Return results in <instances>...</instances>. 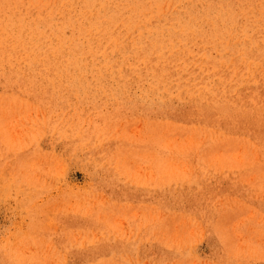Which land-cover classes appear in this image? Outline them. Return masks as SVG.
I'll list each match as a JSON object with an SVG mask.
<instances>
[{
  "label": "rangeland",
  "instance_id": "rangeland-1",
  "mask_svg": "<svg viewBox=\"0 0 264 264\" xmlns=\"http://www.w3.org/2000/svg\"><path fill=\"white\" fill-rule=\"evenodd\" d=\"M17 1L0 264H264V0Z\"/></svg>",
  "mask_w": 264,
  "mask_h": 264
},
{
  "label": "bare ground",
  "instance_id": "bare-ground-1",
  "mask_svg": "<svg viewBox=\"0 0 264 264\" xmlns=\"http://www.w3.org/2000/svg\"><path fill=\"white\" fill-rule=\"evenodd\" d=\"M18 1L21 2L20 0H18ZM18 1H17V2H18ZM22 1H23V0H22ZM39 1H40V0H39ZM39 1H38V2H39ZM48 1H50V0H48ZM54 1H55V0H54ZM91 1H92V0H91ZM91 1H90V2H91ZM17 2H16V3H17ZM19 2H18V3H19ZM24 2H25V1H24ZM26 2H27V1H26ZM28 2H29V1H28ZM28 2H27V4H29ZM65 2H66V1H65ZM68 2H69V1H68ZM88 2H89V1H88ZM16 3L14 2V4H16ZM33 3H35V2H33ZM39 3H40V2H39ZM44 3H46V2H44ZM52 3H53V2H52ZM19 4H20V3H19ZM24 4H25V3H24ZM62 4H63V3H62ZM90 4H91V3H90ZM30 5H31V4H30ZM34 5H35V4H34ZM38 5H39V4H38ZM42 5H44V7H46V6H45L46 4H42ZM63 5H64V4H63ZM15 6H17V5H15ZM54 6H55V5H54ZM60 6H62V5H60ZM64 6H65V5H64ZM35 7H36V9H37V7H39V6H35ZM41 7H42V6H41ZM41 7H40L39 9H41ZM47 7H48V6H47ZM55 7H56V6H55ZM65 7H66V6H65ZM93 7H94V6H93ZM101 7H102V6H101ZM42 8H43V7H42ZM48 8H49V7H48ZM30 9H31V8H30ZM51 9H52V8H51ZM54 9H56V8H54ZM57 9H58V7H57ZM64 9H65V8H64ZM31 10H32V9H31ZM31 10H30V11H31ZM45 10H46V9H45ZM99 10H100V8H99ZM39 11H40V10H39ZM86 11L88 12V10H86ZM43 12H44V11H43ZM36 13H39V12H36ZM40 13H41V12H40ZM40 13H39L38 15H40ZM54 13H57V12H54ZM59 13H60V12H59ZM61 13H63V12H61ZM102 13H103V12H102ZM44 14H45V13H44ZM71 14H72V13H71ZM89 14H90V13H89ZM89 14H88V15H89ZM53 15H54V14H53ZM56 15H57V14H56ZM79 15H80V14H79ZM88 15H87V16H88ZM54 16H55V15H54ZM66 16H68V15H66ZM80 16H81V15H80ZM41 17H42V16H41ZM43 17H44V16H43ZM55 17H57V16H55ZM50 18H51V16H50ZM62 18H63V17H62ZM81 18H82V17H81ZM23 19H24V18H23ZM57 19H58V17H57ZM85 19H86V17H85ZM19 20H20V19H19ZM48 20H49V19H48ZM48 20H47V21H48ZM22 21H23V20H22ZM54 21H55V20H54ZM75 22H76V20H75ZM19 23H20V22H19ZM73 23H74V22H73ZM74 24H75V23H74ZM1 25H2V24H1ZM1 25H0V26H1ZM20 25H22V24H20ZM55 25H56V24H55ZM61 25H62V24H61ZM17 26H18V25H17ZM24 26H25V25H24ZM24 26H23V27H24ZM19 27H20V26H19ZM56 27H57V26H56ZM56 27H55V28H56ZM58 27H59V25H58ZM62 27H64V26H62ZM71 27H72V25H71ZM99 27H100V26H99ZM4 28L6 29V26H5ZM18 29H19V28H18ZM24 29H25V28H24ZM60 29H61V28H60ZM93 29H94V28H93ZM95 29H96V28H95ZM55 30H56V29H55ZM0 31L2 32V30H0ZM57 32H59V31L57 30ZM63 34H64V33H63ZM59 35H61V34L59 33ZM55 36H56V35H55ZM55 36H54V38H55ZM7 38H8V37H7ZM56 39H57V38H56ZM12 40H13V38H12ZM55 41H56V40H55ZM10 42H11V41H10ZM58 42H60V41H58ZM58 42H57V43H58ZM11 44H12V43H11ZM5 47H6V45H5ZM7 47H8V45H7ZM10 47H11V46H10ZM13 48H14V47H13ZM4 49H5V48H4ZM11 49H12V47H11ZM24 49H25V48H24ZM15 50H16V49H15ZM26 50H27V49H26ZM52 50H53V49H52ZM54 50H55V49H54ZM54 50H53V51H54ZM58 50H59V49H58ZM64 50H66V49H64ZM64 50H63V51H64ZM67 50H68V49H67ZM67 50H66V51H67ZM5 51H6V50H5ZM13 51H14V49L11 50V52H13ZM21 51H22V50H21ZM23 51H24V50H23ZM56 51H57V50H56ZM56 51H55V52H56ZM66 51H64V52H66ZM68 51H69V50H68ZM25 52H26V51H25ZM25 52H24V53H25ZM9 53H10V52H9ZM20 53H21V52H20ZM27 53H28V51H27ZM56 53H58V51H57ZM7 54H8V53H7ZM10 54H11V53H10ZM25 54H26V53H25ZM59 54H60V53H59ZM65 54H66V53H65ZM67 54H68V53H67ZM8 55H9V54H8ZM8 55H7V56H8ZM11 55H12V54H11ZM21 55H22V54H20V56H21ZM26 55H27V54H26ZM28 55L30 56V54H28ZM53 55H54V54H53ZM69 55H70V53H69ZM261 55H262V54H261ZM2 56H4V55H2ZM7 56H6V57H7ZM20 56H19V57H20ZM23 56H24V55H23ZM23 56H22V57H23ZM58 56H59V55H58ZM259 56H260V55H259ZM22 57H21V58H22ZM26 57H27V56H26ZM263 57H264V56H263ZM11 58H12V57H11ZM21 58H20V59H21ZM24 58H25V57H24ZM32 58H33V57H32ZM32 58H31V60H32ZM55 58H57V57H55ZM8 59H9V56H8V58H7L6 60H5V58H4L3 61H4V60H5V61H8ZM15 59H16V58H15ZM28 59H29V62H30V58H28ZM33 59H34V58H33ZM53 59H54V58H53ZM180 59H181V58H180ZM182 59H183V57H182ZM182 59H181V60H182ZM22 60H23V58H22ZM50 60H51V59H50ZM60 60H61V59H60ZM63 60H64V59H63ZM0 61H2V60H0ZM9 61H10V63H12L11 59H10ZM13 61H14V60H13ZM24 61H25V60H24ZM51 61H52V60H51ZM55 61H56V60H55ZM64 61H65V60H64ZM73 61H76V60H73ZM53 62H54V61H53ZM58 62H59V61H58ZM252 62H253V61H252ZM257 62H259V61H257ZM63 63H65V62H63ZM243 63H245V62H243ZM263 63H264V62H263ZM52 64H53V63H52ZM57 64H59V63H57ZM60 64H61V63H60ZM1 65H4V64H1ZM25 65H26V64H25ZM30 65H31V64H28V66H30ZM54 65H55V64H54ZM54 65H53V66H54ZM61 65H62V64H61ZM67 65H68V64H67ZM75 65H76V62H75ZM77 65H78V64H77ZM241 65H243V64L241 63ZM8 66H9V65H8ZM22 66H23V65H22ZM50 66H51V65H50ZM53 66H52V67H53ZM68 66H69V65H68ZM68 66H67V67H68ZM249 66H250V65H249ZM2 67H4V66H2ZM6 67H7V66H6ZM10 67H11V66H10ZM80 67H81V65H80ZM106 67H109V66H106ZM237 67H238V66H237ZM239 67H240V66H239ZM250 67H251V66H250ZM13 68H14V67H13ZM16 68H17V67H16ZM16 68H15V70H17ZM20 68H21V67H20ZM30 68H31V67H30ZM32 68H33V66H32ZM54 68H55V67H54ZM56 68H57V65H56ZM56 68H55V69H56ZM58 68H59V67H58ZM60 68H61V67H60ZM259 68H260V67H259ZM9 69H10V68H8V70H9ZM21 69H22V68H21ZM48 69H49V68H48ZM61 69H62V68H61ZM100 69H104V68H100ZM250 69H251V68H250ZM56 70H57V69H56ZM80 70H82V69H80ZM181 70H182V69H181ZM29 71H30V70H29ZM31 71H32V70H31ZM61 71H62V70H61ZM64 71H65V70H64ZM11 72H12V70H11ZM22 72H23V71H22ZM55 72H56V71H55ZM58 72H59V71H58ZM65 72H66V71H65ZM178 72H179V71H178ZM186 72H187V71H186ZM190 72H191V71H190ZM30 73H31V72H30ZM12 74H13V73H12ZM22 74H23V73H22ZM60 74H61V73H60ZM66 74H67V73H66ZM24 75H28V73H27V74H24ZM24 75H23V76H24ZM33 75H34V74H33ZM16 76H17V74H16ZM29 76H30V74H29ZM31 76H32V75H31ZM31 76H30V77H31ZM156 77H157V76H156ZM176 77H177V76H176ZM191 77H192V76H191ZM188 78H189V77H188ZM34 79H35V78H34ZM32 80H33V79H32ZM42 80H44V79H42ZM171 80H172V79H171ZM217 89L219 90V88H217ZM254 123H255V122H254ZM254 123H253V124H254ZM253 126H254V125H253Z\"/></svg>",
  "mask_w": 264,
  "mask_h": 264
}]
</instances>
